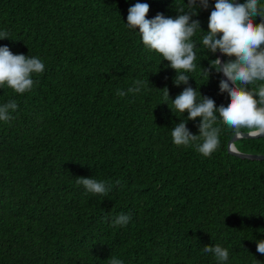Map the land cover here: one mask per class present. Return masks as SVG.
Returning <instances> with one entry per match:
<instances>
[{
  "label": "trees",
  "instance_id": "obj_1",
  "mask_svg": "<svg viewBox=\"0 0 264 264\" xmlns=\"http://www.w3.org/2000/svg\"><path fill=\"white\" fill-rule=\"evenodd\" d=\"M138 2L150 5L149 19L188 10L187 0H0V32L10 36L0 46L46 65L31 92L0 88V105H19L10 123L0 121V264H109L110 256L123 264H220L202 251L216 244L229 251L224 264H264L257 252L264 160L230 153L235 132L219 117L220 147L210 157L176 146L171 136L187 119L170 108L184 88L217 107L230 102L219 89L222 74H202L218 57L202 45L216 0L192 17L202 28L192 38L197 69L179 86L169 62L127 27ZM136 80L145 82L140 93L116 95ZM200 121H187L193 134ZM236 146L264 154V136ZM80 176L113 187L107 197L94 195L76 184ZM121 213L130 222L113 227Z\"/></svg>",
  "mask_w": 264,
  "mask_h": 264
},
{
  "label": "clouds",
  "instance_id": "obj_2",
  "mask_svg": "<svg viewBox=\"0 0 264 264\" xmlns=\"http://www.w3.org/2000/svg\"><path fill=\"white\" fill-rule=\"evenodd\" d=\"M198 5L207 9L209 0H187L188 10L178 7L180 13L175 18L158 13L149 19L150 5L136 3L128 10L127 27L138 30L144 46L169 62L177 75L174 83L188 85L190 75L195 72L197 54L194 35L201 28V21L193 19L198 14ZM264 17V8L258 0H216L214 10L208 20V31L202 37V45L207 51L215 54L218 51L228 57H235L226 62L219 57L210 61V67H203V75L209 79L212 68L223 73L220 80L221 93L227 92L230 102L217 107L214 99L203 96L197 89L188 86L172 100L170 108L177 113H188L186 120L177 123L171 136L176 146H194L204 157H210L220 147L221 129L216 126L218 117L223 124L232 129L237 136L246 129L251 136L264 135V83L257 88L248 86L256 82H264V19L256 23L257 17ZM10 38L8 32H0V39ZM46 68L38 57L25 54H14L8 46H0V88H11L15 93L31 92L37 83L34 75H41ZM145 82L134 81L127 91L117 89L116 95L124 97L129 93H140ZM164 89V103L170 98L169 89ZM202 96L203 99L198 97ZM19 108L16 100H9L0 105V121L10 123L15 117L13 113ZM201 118L198 124L199 134H193L187 127L188 120ZM121 181H115L120 185ZM77 185H82L86 192L107 197L113 185L111 182L98 181L95 178L77 177ZM131 214L121 213L112 220V226H127ZM107 220V217L105 218ZM204 253H212L224 264L229 259L227 248L219 244L206 245ZM257 252L264 254V240L257 242ZM109 264H123L115 256L109 257Z\"/></svg>",
  "mask_w": 264,
  "mask_h": 264
},
{
  "label": "water",
  "instance_id": "obj_3",
  "mask_svg": "<svg viewBox=\"0 0 264 264\" xmlns=\"http://www.w3.org/2000/svg\"><path fill=\"white\" fill-rule=\"evenodd\" d=\"M236 3L239 2V0H235ZM218 57L221 59L222 63L225 62L224 60V54L220 53L219 51L217 52ZM222 77H224L223 73L221 72ZM264 135H260V136H251L248 134V132H242L239 136H237L236 134H234V136L229 140L228 142V150L230 153L237 155L239 157L242 158H247V159H251V160H264V154H258V153H251V152H244L238 149V147L236 146V141H238L240 138H257V137H261Z\"/></svg>",
  "mask_w": 264,
  "mask_h": 264
}]
</instances>
